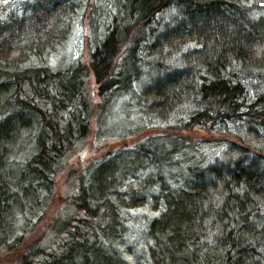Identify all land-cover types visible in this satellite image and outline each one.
Wrapping results in <instances>:
<instances>
[{
  "label": "trees",
  "instance_id": "1",
  "mask_svg": "<svg viewBox=\"0 0 264 264\" xmlns=\"http://www.w3.org/2000/svg\"><path fill=\"white\" fill-rule=\"evenodd\" d=\"M32 1L0 23V264H127L110 246L122 189L140 170L162 205L148 224L153 264H264V227L253 221L264 205V147L233 129L243 122L264 137V90L249 99L243 81L264 65V18L235 0H104L105 15L93 4L86 15L87 59L52 68L38 60L61 43L74 0ZM169 9L178 16L162 24ZM189 43L197 47L182 67L168 68ZM144 68L138 105L165 125L118 136L80 171L72 159ZM218 141L236 156L175 163ZM175 165L184 182L160 184Z\"/></svg>",
  "mask_w": 264,
  "mask_h": 264
},
{
  "label": "rangeland",
  "instance_id": "2",
  "mask_svg": "<svg viewBox=\"0 0 264 264\" xmlns=\"http://www.w3.org/2000/svg\"><path fill=\"white\" fill-rule=\"evenodd\" d=\"M235 1L246 9L249 18L253 21L264 18V0ZM32 3V0H0V23L11 15H23L30 9ZM92 4L94 6H102L101 12L103 15L112 9L111 4L107 5L104 0H74L73 3H70L72 8L70 10L72 11L71 16L63 24L64 36L61 43L53 47V50H50L42 59L38 60V63L57 68L87 59V47H93L94 34L86 15ZM177 16L176 9L167 10L162 15V24L171 23ZM196 47L195 43L187 44L181 53L174 54L166 62V66L171 69L182 67L181 55ZM146 72L147 68H144L143 74L137 80L134 89L130 93L121 95L114 102L108 117L99 126L94 124V133L90 138V143L72 159L73 165L79 167L80 171L86 172L98 161V152L104 151V146L113 145L115 138L118 136L126 135L144 126L165 125L164 121L158 116L138 105L142 84H145L148 80ZM243 81L248 88L249 99H252L255 93L264 90V65L253 73L246 74ZM188 109L185 108L183 110ZM172 118H179V113H174ZM235 126L236 128L233 129L237 130L246 142L254 146L264 147V137L259 132L253 130V128H248L243 122ZM236 154V152H232L227 142H205L198 145L197 150L189 151L185 155L186 157H179L175 163L194 167L203 165L206 162L209 163V161H213L216 158L226 162L225 159L235 157ZM172 168L174 169L167 171L166 175L158 178V180L160 184L164 181L169 184V187L174 188L173 186L184 182L183 176L186 174L176 165ZM138 175L139 182L135 181L133 183L134 187L131 188L132 190L130 187H125L126 185L122 189V193L124 194L126 191L127 194H124L123 197L125 203L119 208L121 221L118 225V230L113 234L110 250L123 257L127 264H153L150 259L149 247L151 243L148 237V224L154 217L159 215L162 205L157 201L158 188L143 187V185L148 186L149 183L147 172L140 170ZM146 179L147 182L142 184ZM64 180L65 175L64 178H59L60 184L57 189L59 194H63L65 191ZM143 194L145 195L143 196ZM132 196H134V199L143 197L145 201L136 207H128L127 205L130 203ZM253 221L256 222L258 228L264 227V205L259 210V213L253 217ZM258 246V249L264 254V236L260 238Z\"/></svg>",
  "mask_w": 264,
  "mask_h": 264
}]
</instances>
